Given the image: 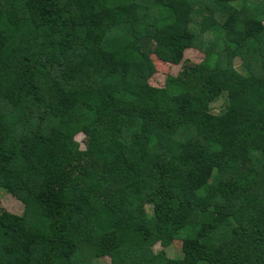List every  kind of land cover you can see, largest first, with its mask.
Returning a JSON list of instances; mask_svg holds the SVG:
<instances>
[{"label":"trees","instance_id":"16d2710c","mask_svg":"<svg viewBox=\"0 0 264 264\" xmlns=\"http://www.w3.org/2000/svg\"><path fill=\"white\" fill-rule=\"evenodd\" d=\"M0 190V264H264V0H0Z\"/></svg>","mask_w":264,"mask_h":264},{"label":"rangeland","instance_id":"374dc122","mask_svg":"<svg viewBox=\"0 0 264 264\" xmlns=\"http://www.w3.org/2000/svg\"><path fill=\"white\" fill-rule=\"evenodd\" d=\"M207 55L204 53V51H201V49H192L186 52L184 61L188 63H195L198 64L200 61H202L204 58H206ZM237 66L240 67V60H237L236 62ZM157 66V73L153 76V78L150 80V84L158 87H162L165 85V80L168 75H178L180 70L182 69V65L175 66V65H169L166 63H162L160 61L156 62ZM223 106L222 99L221 101L217 102L213 105V112L217 113L220 108ZM77 139L81 143V146L85 148L88 143V139L82 135L78 136ZM97 166L101 165L100 162L96 163ZM0 207L7 210L10 213L21 215L23 212V204L13 196L9 195L3 190H0ZM162 249L160 245H156L154 247V251L158 252ZM166 252L169 257L171 258H180L182 257V241L177 240L173 243L172 246L166 248ZM94 264H111V260L109 257L96 259L94 260Z\"/></svg>","mask_w":264,"mask_h":264}]
</instances>
